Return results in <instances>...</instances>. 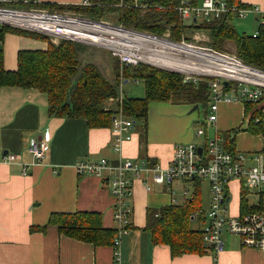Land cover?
Returning <instances> with one entry per match:
<instances>
[{
  "label": "crops",
  "instance_id": "crops-1",
  "mask_svg": "<svg viewBox=\"0 0 264 264\" xmlns=\"http://www.w3.org/2000/svg\"><path fill=\"white\" fill-rule=\"evenodd\" d=\"M83 1L39 0L38 4H81ZM239 1L264 9V0ZM200 2L202 0L197 1ZM248 16L251 17L252 30L244 33L253 35L264 21L255 13ZM183 21L186 25L194 23L191 18ZM46 47L45 41L17 33H7L0 41L8 70L18 68L19 51ZM129 81L123 83V99L126 97L124 85ZM206 95V105L210 109V93L207 91ZM187 101L194 100L150 102L145 120L136 121L130 117L134 121L133 137L123 143L121 151H115L112 125L91 127L83 118L52 115L45 93L15 86L0 87V264H115L113 244L95 245L72 238L61 234L56 225L48 224L53 213L88 211L101 213L104 227L116 229L118 226L114 220L115 199L108 181L91 174H79L75 168L78 161L107 159L110 163H117L132 159L166 168L177 143L195 141L205 144L212 138L210 129H213L214 136L233 131L235 149L250 153L262 148L260 131L252 132L256 127L249 121L246 128L241 129L244 131L237 130L247 116L249 120L246 104L222 100L217 121L206 118L200 122L194 103ZM262 101L264 103V98ZM196 105L198 109L200 104ZM240 111L241 120L237 116ZM199 128H204L205 133L197 136ZM46 134L50 136V147L43 158L37 160L30 152V146L35 139H44ZM11 153L17 158L8 162L5 156ZM133 179L132 228L129 234L122 236L119 264H264V250L243 246L239 237L229 233H224V249L218 255L202 241L203 254L173 256L168 244L153 242L146 229L148 211L184 203L185 187L189 188L188 198L198 194L200 209L206 210L210 205L208 182L201 180L200 190L195 193L193 181L175 180L173 194L166 184L153 181L152 171L143 169ZM147 183L152 185L151 190L147 189ZM191 185L194 192L189 187ZM243 189L248 188L238 180L231 181L228 188L230 201L235 191L237 195L236 204L232 205L233 214L242 209ZM205 191L209 196L208 207L204 202ZM247 203L253 208L258 205L249 200ZM191 218L202 229L206 220ZM43 226L45 229L32 230V227Z\"/></svg>",
  "mask_w": 264,
  "mask_h": 264
},
{
  "label": "built area",
  "instance_id": "built-area-1",
  "mask_svg": "<svg viewBox=\"0 0 264 264\" xmlns=\"http://www.w3.org/2000/svg\"><path fill=\"white\" fill-rule=\"evenodd\" d=\"M38 3L39 0H0V11H6V14H9L8 19L7 17L5 20L0 19L1 26L10 25L44 34L54 43L65 39L102 47L107 49L112 56L117 57L124 65L140 63L155 65L156 63L153 62V56L156 55L154 46L146 43L145 47L138 48L134 46L136 43L131 42L130 37L122 38L117 35H109V33H103V31L91 27V24L103 23L106 26H119L137 31L142 35L166 39L190 46L198 51H204L209 55L206 63L201 62L199 56H190V59L193 60H189L185 54L177 56L192 64H203L205 67L200 69L201 73H194L185 68H175V72L183 74L188 83L198 84L200 81H205L208 84L211 99L208 121H217L222 100L227 102L237 100L253 106L248 121L254 126L260 127L259 135L262 138V148L250 153L235 148L227 149L223 135L216 134L201 145L195 141L177 143L171 163L166 168L139 163L132 159L120 160L117 163H110L107 159H102L99 162L78 161L75 164L77 172L105 178L115 199L114 220L118 225L117 235L113 242L115 264H119L121 259L122 236L129 234L132 228L133 178L138 177L143 169L152 171L153 181L158 184H166L168 190L173 194H175V189L172 187V183L175 180L184 182L205 180L208 182L210 205L206 210H197L192 216L205 217L202 241L215 254L218 255L224 249V233L239 237L243 246L264 250V205L258 203L257 206H261L262 209L240 211L238 214L230 212L228 207L230 201L228 188L232 180L240 181L249 190L255 191L259 200H264V103L262 101L264 98V69L244 62L234 53L200 46L196 39L200 40L204 36L206 37L204 32L194 35L193 39L197 42L186 38L174 40L169 36L171 31H168V35L167 33L158 35L67 11H49L43 8L27 7ZM3 4H14V6L4 7ZM81 4L91 5V0H84ZM19 5L26 7H19ZM116 5L144 9L149 7L146 0H132L131 3L120 0ZM173 8L183 20L188 18L194 19V21L211 20L225 14L246 18L250 13H255L264 21V9L256 4L244 6L229 5L227 0H202L200 3H193L192 0H179V3ZM86 33L94 34L98 39L86 38L84 37ZM253 36L256 37L257 32ZM110 37L114 40V45L106 43V39H110ZM207 67H214L215 70L210 71ZM225 81L228 82L227 85L224 84ZM123 83L122 79L119 96L121 102L123 100ZM110 100L111 103L115 101L114 98H110ZM133 128V119L124 115L122 109H119L112 124L115 151H121L123 143L132 139ZM196 133L197 136H200L205 133V129L199 128ZM49 147L50 136L46 134L44 139H35L32 142L30 152L39 160L43 158ZM16 158L17 155L14 153L5 156V160L8 162ZM108 172H111L112 175L107 176ZM146 187L148 190L152 189V185L149 183L146 184ZM188 193L189 188L185 187L183 191L185 199L188 198ZM173 201L175 202V199Z\"/></svg>",
  "mask_w": 264,
  "mask_h": 264
},
{
  "label": "trees",
  "instance_id": "trees-1",
  "mask_svg": "<svg viewBox=\"0 0 264 264\" xmlns=\"http://www.w3.org/2000/svg\"><path fill=\"white\" fill-rule=\"evenodd\" d=\"M125 1L132 2V0ZM197 1L192 0L193 3ZM119 2L120 0H91V5L41 3L34 6L51 11L82 12L98 20L109 15L116 24L158 35H163L167 29H170L174 40H181L184 34L204 32L210 37L207 43L210 48L223 51L224 44L232 41L235 43L237 55L244 62L264 69V22H261L257 36L254 37L246 33L240 34L233 25V16L230 14L217 19L197 20L191 25H186L173 8L179 0H146L149 4L146 9L120 7L116 5ZM227 2L229 5H244L239 0H227ZM7 33H17L46 41L47 47L19 51L16 70L6 69L4 51L0 50V87L15 86L45 93L49 112L52 115L83 118L91 127H102L113 124L114 116L119 109H122L124 115L136 121L145 120L152 101L175 102V100L193 99L194 101L187 102L205 105L208 102L205 101L206 94L210 91L205 81H200L198 84L188 83L183 74L147 63L124 65L104 49L117 60L113 64L115 77L114 75L109 77L105 71L98 68L97 64H94L95 62H89L84 58V52L90 47L88 44L65 39L55 44L47 35L10 25L0 27V41L4 40ZM186 39L191 40V37ZM122 79L142 80L145 84L144 97L126 96L121 102L119 93ZM110 98H114L116 102L113 107L107 108L106 105L111 103L108 101ZM246 105L250 113L253 106ZM255 127L252 132L258 133L260 127ZM223 137L226 148L234 149L233 131ZM193 182L196 193L200 190L201 180ZM248 193V189H243L241 192V211L262 209L261 206L253 208L247 203ZM200 208L197 194L186 199L182 204L149 210L146 229L151 233L153 242L168 244L173 256L183 253L203 254L202 229L194 228L191 218ZM204 219V216L200 217V221L204 222ZM48 224L56 225L61 234L95 245H112L117 235L116 229L103 226L102 215L98 212L53 213ZM45 227H32V230L45 229Z\"/></svg>",
  "mask_w": 264,
  "mask_h": 264
},
{
  "label": "rangeland",
  "instance_id": "rangeland-1",
  "mask_svg": "<svg viewBox=\"0 0 264 264\" xmlns=\"http://www.w3.org/2000/svg\"><path fill=\"white\" fill-rule=\"evenodd\" d=\"M4 7H11V6H14L13 5H10V4H3ZM19 7H26V6H21L19 5ZM27 7H31V8H41V7H37V6H27ZM43 9H46V10H49L47 8H43ZM51 11V10H49ZM67 12H70V13H75L73 11H67ZM76 14H80V15H84V16H88V17H91L89 16L88 14H85V13H82V12H77ZM251 15V13L249 14ZM92 18V17H91ZM104 20H107V21H110V22H113V23H116L115 21H113L112 18L106 16L103 18ZM202 20V19H200ZM233 25L236 27V29L238 30V32L240 34H243L245 31L246 32H250L252 30V26H251V17L248 16V19L246 18H239V17H233ZM260 21H257L256 23H259ZM1 26V24H0ZM168 31H171L170 29H167L166 32L164 34L167 33L168 35ZM195 32V31H193ZM197 32V33H196ZM195 33H192V34H184L182 35L183 37L182 38H186V37H191V39H193L194 35H199V34H202L201 32L199 31H196ZM163 34V35H164ZM252 34V33H250ZM170 38H172V34H169ZM50 39V38H49ZM177 40V39H175ZM190 40V39H189ZM195 40V39H193ZM198 42H197V41ZM195 41L200 45V46H208V42L210 40V37L206 34V37L204 36L202 39L198 40L196 39ZM43 41V40H41ZM44 42V41H43ZM46 42V41H45ZM53 42V41H52ZM54 43V42H53ZM60 43V42H59ZM55 44H58V43H55ZM85 44V43H84ZM89 45V44H88ZM90 47H88L86 49V51L84 52V58L86 60H88L89 62H95L94 64H97L98 65V68H100L101 70L105 71L106 74H108L109 77H115V73L113 72V64L115 63V60L110 54L109 52L105 51L107 49L105 48H102V47H98V46H94V45H89ZM209 47V46H208ZM105 49V50H104ZM104 50V51H102ZM223 51H226V52H230V53H234L237 55L236 53V47H235V43L234 42H230V41H227L225 44H224V49H222ZM219 51V50H218ZM149 65V63H147ZM152 66H155V67H158V68H162V69H165V70H169V71H174L175 72V69H172V68H168V67H165V66H159L157 64L155 65H152ZM179 73V72H178ZM181 74V73H180ZM135 80V79H134ZM133 79L130 80L128 83H125L124 85V91H125V94L127 97H131V96H138V97H144L145 95V84L142 80H139L138 82H136L137 80L134 81ZM124 81V79H123ZM119 96H120V93H119ZM108 101H111V100H108ZM115 101L113 103H108L106 106L107 108H111L113 107ZM196 104H194L193 106H195ZM253 109V108H251ZM196 114L197 115H200V122L204 121L206 118H208L209 114H210V109L208 108V105L206 106L205 104H200L199 108L196 109ZM247 115H250V113H248ZM237 116L240 118H242V111H240L239 113H237ZM247 122H248V116H247V119L245 120V123L240 125V128L241 129H245L246 128V125H247ZM213 129H210V135L211 137H213V132H212ZM244 130H240L239 132H242ZM238 132V133H239ZM179 143H186V142H179ZM188 185V184H187ZM191 191L194 192V188L193 186H189ZM192 194V193H191ZM205 197H204V202H206V205L208 204V199H209V196L207 194V192L205 191L204 193ZM231 195V194H230ZM247 199L249 201H251L252 203H259V204H263L264 205V200L261 201L259 200V196L258 194L255 193V191H251L249 192V194H247ZM237 200V195H236V191L235 193L233 194V199L232 201H230V207H229V210L230 212H232V205L236 204V201ZM228 204V205H229ZM205 205V206H206ZM208 207V205H207ZM207 209V208H206ZM193 227L194 228H198L199 227V223L197 221H193Z\"/></svg>",
  "mask_w": 264,
  "mask_h": 264
},
{
  "label": "bare ground",
  "instance_id": "bare-ground-1",
  "mask_svg": "<svg viewBox=\"0 0 264 264\" xmlns=\"http://www.w3.org/2000/svg\"><path fill=\"white\" fill-rule=\"evenodd\" d=\"M6 13V11H0L1 20H5L6 17L8 19L9 14ZM91 27L95 28L96 30L103 31V33H109V35H117L121 36L122 38L130 37L131 42L136 43L134 46L138 48L145 47L146 43L153 45L156 53V55L153 56V62L159 66H165L172 69L185 68L194 73H201L200 69L205 67L203 64L189 63L188 61H185L186 59L183 60L177 57L178 54L187 55L189 57V60H193L190 59V56H199L201 57L200 61L203 63H206L207 59H209V55L204 51H198L190 46L172 42L166 39L142 35V33H139L134 30H129L123 27L106 26V24L103 23H94L91 24ZM84 37L98 39L96 35L91 33L84 34ZM106 43L108 45H114V40H112V38L110 37V39H106ZM207 69L210 71L215 70L214 67H207Z\"/></svg>",
  "mask_w": 264,
  "mask_h": 264
},
{
  "label": "water",
  "instance_id": "water-1",
  "mask_svg": "<svg viewBox=\"0 0 264 264\" xmlns=\"http://www.w3.org/2000/svg\"><path fill=\"white\" fill-rule=\"evenodd\" d=\"M224 84H225V85H227V84H228V82H227V81H225V82H224ZM197 107H198V105H195V107H194V110H195V109H197ZM199 150H200V152L202 151V149H201V148H200Z\"/></svg>",
  "mask_w": 264,
  "mask_h": 264
}]
</instances>
